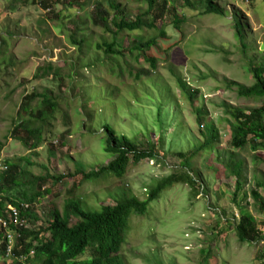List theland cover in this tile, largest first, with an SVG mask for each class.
Returning a JSON list of instances; mask_svg holds the SVG:
<instances>
[{
  "label": "rangeland",
  "instance_id": "obj_1",
  "mask_svg": "<svg viewBox=\"0 0 264 264\" xmlns=\"http://www.w3.org/2000/svg\"><path fill=\"white\" fill-rule=\"evenodd\" d=\"M32 1L23 4L20 0H0V142L3 145L0 166L9 159L24 170L22 180L45 178L38 187L30 185L17 190H26L29 195L33 191H41L42 196L34 204L39 227L47 228L53 211H62L69 198L88 199L89 202L85 203L92 208L114 206L119 195L146 200L149 190L158 181L185 170L180 158L169 152L163 160L146 159L138 165L131 164L124 180L108 177L101 181L83 182L74 188L73 196L69 195L78 170H96L113 160L103 150L100 140L102 128L95 125L92 136L87 134L86 125L82 129V121L77 117L81 111L67 106L69 99L77 101L83 97L80 83L83 81L88 92L101 87L112 89L110 91L121 90L118 100L109 101L104 106L106 108L99 109L96 115L109 117L108 121L115 123L117 130L129 133V129L137 126L129 127V124L136 123H130L129 116H125L129 109L125 112L124 107L139 106L149 111L151 99L158 98V85L166 82L174 87L177 95L181 94L170 73L172 69L189 84L197 97L194 105L201 106L204 113L217 123L222 136L221 150L228 157L233 154L237 161L245 163L249 196L246 202L249 206L244 201V193L239 194L237 204L233 203L236 180L228 177L222 163L216 164L215 157L211 166L200 161L198 169L209 193L204 194L200 190L197 193L187 184H175L166 189L158 200L149 205L145 216L132 218L131 230L120 256L125 264H264V240L239 242L234 221L247 211L264 232V212L254 206L249 194L255 187V179L264 181V149L232 148L228 122L232 119L230 111L234 109L249 113L264 105V98H241L237 87L228 86L232 82L250 87L254 81L249 61L263 62L264 0H217L218 5L225 9L223 17L206 15L200 6L195 10L186 8L182 0H168L177 7L179 17L186 19L181 26L183 34L171 25L173 16L168 13L164 21L169 39L159 42V56L154 49L150 51L151 55L158 56L157 68H148L143 60L135 62L134 56L124 58L132 72L148 68L154 78L153 83L143 85L132 82L133 76L127 66L123 67L125 85L120 77H109L108 60L95 46L111 43L114 38L89 18L94 12L93 2L81 10L65 4L45 9ZM118 2L130 19H135L147 9L146 0ZM104 8H109V4L105 3ZM54 12L59 14L58 18ZM238 18L246 26L247 43L251 45L247 58L241 53L234 36L233 26ZM152 35L151 30L145 29L124 32L115 40L126 48L133 40ZM71 36L88 40L87 53L80 54L83 62L77 64L76 69L73 63L79 56V50L71 43ZM169 44L172 47L167 52L165 49ZM49 63H54L61 70L58 76L49 74L35 78L39 69ZM103 76L108 78H101ZM72 77L75 79L71 80ZM141 87L140 106L130 94ZM33 91L53 96L61 103L56 122L53 126H46L45 141L36 150H30L11 135L22 99ZM85 122L89 123V119ZM186 123L195 134L202 130L190 115L186 116ZM57 176L65 178L56 181L53 177ZM76 221L74 219L72 223ZM29 229L34 228L29 226ZM89 257L88 251L82 259Z\"/></svg>",
  "mask_w": 264,
  "mask_h": 264
},
{
  "label": "trees",
  "instance_id": "obj_2",
  "mask_svg": "<svg viewBox=\"0 0 264 264\" xmlns=\"http://www.w3.org/2000/svg\"><path fill=\"white\" fill-rule=\"evenodd\" d=\"M25 4L29 0H20ZM95 1V2H94ZM35 4L45 9L54 8L59 4H65L69 7L86 9L93 4L94 12L89 16L97 26H102L106 33L113 36L111 43L103 42L97 44L95 49L103 52L108 60L107 72L109 77L125 78V66L128 67L132 82L135 85L153 83L148 68H157L159 61V42L169 39L165 29V16L170 13L173 16L171 25L178 30L181 35L182 24L186 19L179 17L177 7L172 5L168 0H146L147 9L144 13H139L135 19L127 17L126 9L118 0H33ZM93 2V3H92ZM108 3L109 8H104ZM195 4V5H194ZM182 5L186 8L195 10L200 6L206 15H216L223 17L225 9L218 5L217 0H182ZM111 9V11H109ZM114 13L112 16L111 14ZM58 18L59 14H55ZM235 39L243 56L247 58L248 52L251 51V45L247 43L246 26L242 19L238 18L234 23ZM145 29L153 32L152 36L140 37L139 41L130 42V47H124L123 44L117 43L116 38L124 32H137ZM71 43L78 47L79 56L73 63L76 69L77 64L82 63L83 59L80 54L86 55L88 40L87 38H76L71 36ZM172 47L169 44L165 49L167 52ZM155 50L157 55H151L150 51ZM135 57V62L142 61L148 64V68H142L138 71H131L124 58ZM122 59V63H120ZM119 60V61H118ZM259 61H249V71L254 83L250 87L238 83H229V87H237L238 95L241 98H264V56ZM118 64V65H117ZM114 65H117L114 67ZM91 66V65H90ZM89 66V67H90ZM91 68V67H90ZM54 63H49L46 67L39 69L36 77L44 78L49 74L58 76ZM42 72V73H41ZM170 73L174 76L180 95L174 91V87L166 82L158 85V98H152L151 109L146 111L139 106L124 107V111L129 114L128 132L117 130L115 123L108 121L109 117L96 115L99 109L102 111L109 101L118 97L121 90L101 87L88 92L83 81L80 83L83 87V97L79 100L67 101V106L74 110H80L81 114L77 117L81 119L82 129L86 125L85 132L93 133V126L102 128L101 142L107 157L112 158L110 163L96 170H78L77 177L69 195L73 196V190L83 182L101 181L103 178L113 177L116 180H124L129 166L138 165L146 159L163 160L167 158L169 152L179 157L181 164L185 169L179 174H171L158 181L156 185L149 190L148 198L140 200L135 196L119 195L118 201L114 206H99L91 208L88 206V199L69 198L62 211L55 209L51 221L47 228L39 227V217L35 214L34 204L42 196L40 190L28 194L26 190L17 191L19 188L24 189L27 186L38 187L39 182L45 179L39 177L34 180L24 181V170L20 165L13 163L12 160H5L6 170L0 169V217L6 213L8 205H14L20 210L21 217L33 226L31 229H16L9 225L6 230L0 225V263L3 264H125L120 254L127 242L131 230V220L134 216H145L148 212L149 205L158 200L162 192L174 186L175 184H187L195 191L208 194L209 187L203 181L198 169V162L202 161L211 166L212 158L215 163L223 164L228 177L235 178V193L233 203L237 204L239 194L244 193V201H248L249 196L246 192L248 177L246 174V165L241 160L237 161L233 154L230 157L221 150V139L217 123L206 115L201 106L196 107L194 102L197 97L191 92L189 84L178 76L172 69ZM101 78H108L103 76ZM75 79L72 77L71 80ZM158 79V78H157ZM156 79V81H157ZM126 81H122L125 85ZM97 85V84H96ZM140 89L131 91L133 101L140 105ZM128 89V87H127ZM103 95V96H101ZM92 103V105H90ZM144 105V104H142ZM103 106V108H102ZM141 106V105H140ZM60 101L48 94H42L33 91L26 95L21 102L17 112L16 119L13 123L11 135L14 140L18 141L30 150H36L45 141L46 126H53L56 122L57 114L60 111ZM148 113V115L146 114ZM186 113L194 118L199 130L196 134L189 129L186 123ZM66 115H64V118ZM228 120L230 126V144L232 148L242 150L247 147L252 151L264 149V105L256 107L249 113L243 109H234L230 111ZM89 119V123L85 119ZM96 119V120H95ZM115 119V118H112ZM187 125V126H186ZM100 130H97L98 132ZM83 132V135L86 134ZM3 145L0 142V155ZM1 161V158H0ZM71 178L74 175H69ZM65 177H53L56 181H61ZM16 191V192H15ZM15 192V193H14ZM254 206L264 212V181L255 179V187L249 192ZM29 204L30 209L23 211L22 204ZM247 206L249 204L246 202ZM97 209V210H96ZM243 209H246L243 207ZM9 218V215H7ZM76 223L73 224V220ZM236 236L241 243H256L264 240V232L256 222L250 217L249 212H243L239 219H234ZM40 230H39V229ZM15 232L13 239V248L9 252L8 233ZM33 242L39 244L35 246ZM31 250L35 255L30 257ZM90 252V257L83 260L82 257Z\"/></svg>",
  "mask_w": 264,
  "mask_h": 264
},
{
  "label": "built area",
  "instance_id": "obj_3",
  "mask_svg": "<svg viewBox=\"0 0 264 264\" xmlns=\"http://www.w3.org/2000/svg\"><path fill=\"white\" fill-rule=\"evenodd\" d=\"M0 169L1 170H6V167L5 165L3 166H0ZM0 182H1V179H0ZM29 205L28 204H22L21 206V209L23 210H27L29 209ZM7 215H9V218H7ZM0 225L8 230L9 229V225L15 227L16 229H29V225H27L26 221L24 219H22L21 217V213H20V210L17 209L16 206L14 205H8L6 207V213L0 217ZM16 233L15 232H9L7 237H8V242H9V252L12 251V248H13V239H14V235ZM30 257H33L35 255V251L34 250H31L30 252Z\"/></svg>",
  "mask_w": 264,
  "mask_h": 264
},
{
  "label": "clouds",
  "instance_id": "obj_4",
  "mask_svg": "<svg viewBox=\"0 0 264 264\" xmlns=\"http://www.w3.org/2000/svg\"><path fill=\"white\" fill-rule=\"evenodd\" d=\"M25 204V203H24ZM29 205V204H28ZM30 206V205H29ZM29 209H30V207H29ZM28 210V209H27ZM23 211H25V210H23ZM27 225H29V226H32L31 224H29V223H27ZM39 243L38 242H36V245L35 246H37Z\"/></svg>",
  "mask_w": 264,
  "mask_h": 264
}]
</instances>
